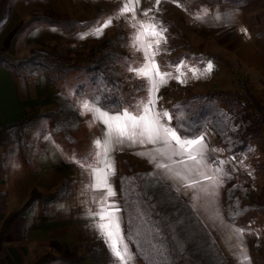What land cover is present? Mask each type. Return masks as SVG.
<instances>
[{
  "label": "crops",
  "instance_id": "obj_1",
  "mask_svg": "<svg viewBox=\"0 0 264 264\" xmlns=\"http://www.w3.org/2000/svg\"><path fill=\"white\" fill-rule=\"evenodd\" d=\"M135 2L139 5L142 0ZM147 7V10L154 9V14L161 21L160 16L166 13L170 18L173 16L178 19L186 29L183 40H178L175 35L163 33L165 40L161 41L158 50L154 43L158 37L146 38L142 43L144 54L149 44L152 45V51L157 52L154 59L161 71H170L173 76L183 73L182 78L185 81L180 83L171 78L160 86L156 93L157 112L166 110L173 114L171 105L186 94L235 90L238 89V81L246 82L258 99L264 101V0H250L244 5H232L219 0H160L158 6L154 1ZM204 9L207 10L206 14L203 13ZM42 12L76 19L83 24L65 30L58 25L42 21L32 22L26 30L10 39V35L24 20L34 13ZM82 12L81 0H12L6 16L0 21V49L8 55L18 57L28 54L34 48L47 47L49 44H88L89 37H94L91 39H96V43L112 35L98 37V34L93 32L94 28H90L88 20L82 19ZM132 12L119 13V20L115 21L117 26L132 20ZM201 14H204V19H196V16ZM217 16L220 19H212ZM145 17L144 15L143 20ZM225 18L228 22H225ZM161 26L166 29L167 34L173 33L171 24L167 27L165 22H162ZM80 34V38H76ZM119 34L122 39L117 44L124 40L123 34ZM17 46L22 49L28 46V52L24 50L17 53ZM125 57L127 60L126 55ZM181 60L184 63L178 73L175 64ZM209 62L213 66L211 72L200 75ZM141 63H144V57L140 66ZM125 69H128L127 65L123 67V78L118 71L122 81L123 98V105L118 110L127 108L135 114L138 103L148 95L142 90L147 92V87L142 86V77H137L135 73ZM64 84L61 80L58 83L50 81L43 73L16 76L9 69L0 67V225L10 212L24 204L32 191L48 195L62 184L67 185L64 195L49 202L36 200L14 219L11 229L2 239L0 264H30L35 260L39 247L44 248L51 240L77 244L80 248L95 246L99 248L100 260L104 254H112L105 238L95 226L99 217L90 215V212H96L103 203L106 190H90L92 177L79 163L89 155L93 141L104 138L106 126L99 120L90 126L92 114L81 115L76 106V99H71L80 118L73 132V140L68 139L62 132H54L53 119L46 116L37 117L31 126L24 129L25 151L12 139L10 131L2 129L4 125L22 118L31 107L51 109L55 105L53 96L59 89L63 88L65 91ZM124 89L128 98L131 97L130 100L125 98ZM86 91L75 93L81 97H91L92 93L85 94ZM66 94L70 97L69 92ZM118 110L112 111L110 115L116 114ZM161 122L165 123L166 120L162 118ZM168 124L175 127L174 117ZM205 130L209 149H218L214 153L209 152V168L205 171L209 175L219 176L218 186H213L211 181L202 177L199 178L200 184L196 188L182 187L167 179L162 171L154 166L150 157L143 154L160 145L113 144L109 157L114 171L108 177V183L115 195L109 197L108 202L119 208L117 215L120 217V227L125 237L124 243L127 245V261H133L137 255L126 237V223L120 197L119 175L125 169L123 156L134 169L153 168L164 182L188 201L230 264H256L254 253L256 254L255 243L258 234L254 228L247 229V225L244 227L240 223L250 211L238 221H232L226 213V192L236 181H242L250 193L256 191L258 194L261 191L264 170L259 168L257 162H264V129L260 136L252 141L248 152L241 157L225 150L211 126H207ZM212 157L225 163H212ZM174 167L183 170L181 165ZM218 167L223 169L222 173H216ZM237 229L243 230L239 234V240L235 232ZM245 252L248 260L242 261L241 254Z\"/></svg>",
  "mask_w": 264,
  "mask_h": 264
},
{
  "label": "trees",
  "instance_id": "obj_2",
  "mask_svg": "<svg viewBox=\"0 0 264 264\" xmlns=\"http://www.w3.org/2000/svg\"><path fill=\"white\" fill-rule=\"evenodd\" d=\"M12 0H0V21L6 16ZM214 1V0H208ZM232 5H244L250 0H219ZM45 22L58 25L65 30L80 26L76 19L56 16L51 12L34 13L24 20L10 35L14 39L26 30L32 22ZM110 35L88 47L85 43L66 44L59 48L41 46L28 54L13 57L0 49V67L9 69L16 76H32L43 73L54 82L62 81L69 75H85V81L77 83L76 93L86 88L100 97L101 105H109L113 111L123 105L122 81L118 76L116 60L120 52L113 49L122 39ZM122 57V56H121ZM64 84V83H63ZM235 90H211L203 93H190L171 105L176 127L175 113L182 111L192 127L211 126L225 150L242 156L248 152L250 144L264 129V101L249 89L246 82L238 81ZM55 105L46 111L31 107L24 116L12 121L2 129L10 131L12 139L25 151L24 129L40 116L53 119L52 130L62 132L73 140V132L79 123V115L74 103L62 89L53 96ZM1 133V132H0ZM182 135V133H181ZM125 169L119 175L120 197L126 223V237L132 244L142 264H230L186 199L164 182L149 167L134 169L128 159L122 158ZM264 170V162H257ZM264 185V184H262ZM67 192L62 184L54 192L44 195L32 191L28 199L18 209L10 212L0 225V249L4 235L11 229L14 219L22 214L36 200L49 202ZM248 211L264 212V188L257 197H251L249 188L242 181H236L226 192V213L232 221H238ZM58 249L57 257L46 252L38 253L30 264H46L58 258L64 264H97L99 248L88 245L80 253V246L51 240ZM256 245L260 241L256 240ZM90 258V262L86 260Z\"/></svg>",
  "mask_w": 264,
  "mask_h": 264
},
{
  "label": "snow or ice",
  "instance_id": "obj_3",
  "mask_svg": "<svg viewBox=\"0 0 264 264\" xmlns=\"http://www.w3.org/2000/svg\"><path fill=\"white\" fill-rule=\"evenodd\" d=\"M138 2V0H137ZM160 0H156L157 6ZM133 11L127 4L118 13H126ZM151 9L146 10L143 15L147 16ZM206 14L207 10L204 9ZM204 14L197 15L196 19L203 20ZM134 18V17H133ZM212 19H220L213 17ZM225 22L228 19L225 18ZM112 18L98 22L94 27L95 34L102 33L103 29L111 25ZM140 29L143 31L137 32L132 41V47L136 50H142L139 46L140 37L144 32L151 33L152 36L158 37L154 41L158 50L161 41H164V31L166 29L158 28L155 24L146 25L140 23ZM156 51H152V45L147 46L144 54V63L139 67L128 66V71L135 73L137 77H142L147 81V97L145 100L138 103L135 114L129 112L127 108L118 110L116 114L110 115L113 111L109 105H101L100 97L93 95L91 97L77 98L76 106L80 109L81 115L86 113L92 114L91 123L99 120L106 126L104 138H97L93 141V148L89 155L79 161L82 167L89 171L92 177V183L89 185L90 190L105 189L104 201L98 207L96 212H90V215L98 216L99 221L96 223V228L105 238V243L108 245L110 252L116 260V264H126L127 261V245L124 243V235L120 227V217L117 215L119 208L114 203H109L108 198L115 195L111 185L108 183V177L114 171L109 153L112 150L113 144L123 145L129 144H153L160 145L148 153L154 166L160 169L164 176L172 181L177 182L182 187L196 188L200 184V179L209 180L213 186H218L219 176L209 175L205 169L209 168V152H216L218 149H209L205 136V131L202 126L189 131L192 126L188 124L187 118L182 111L177 110L175 113L177 124L176 127H170L168 122L173 119V114L164 110L156 111L157 95L160 86L168 82V79L174 78L180 83H184L182 78L183 73H179V69L183 66V60L175 64L178 73L173 76L170 71H161L159 65L156 64L154 57ZM212 64L209 62L200 75L211 72ZM103 109V110H102ZM164 118L165 123L161 120ZM182 133V135H181ZM178 158V159H176ZM189 162H192L190 165ZM212 163L224 164L225 161H217L214 157L211 158ZM181 165L183 170H177L174 166ZM222 168H217L216 173H222ZM237 239H240L239 234L242 229L235 230ZM242 261H247L246 252L241 254Z\"/></svg>",
  "mask_w": 264,
  "mask_h": 264
},
{
  "label": "rangeland",
  "instance_id": "obj_4",
  "mask_svg": "<svg viewBox=\"0 0 264 264\" xmlns=\"http://www.w3.org/2000/svg\"><path fill=\"white\" fill-rule=\"evenodd\" d=\"M154 1L156 0H142V2L139 5H137L135 0H127V3H126V0H81L82 6H83V12H82L83 18L82 19L88 20V22L90 23V28H94L98 22L102 23L103 21L107 20L109 17L112 18L111 24H113V26L109 25L108 27L104 28L102 33L98 34V37L102 38L109 34H112L113 36H120L119 33L123 34V38H124L123 42L120 44H117L116 42V44H114L113 46V49L117 51L120 50V52H122L123 54L127 56V60H126L125 55L122 54L121 56L123 58L120 56L115 62L117 70L119 71V74H121L122 78H123V75H122L123 67H126V65L127 66L131 65L133 67H137V65L140 66V62L142 61L144 57V45L142 43L144 42L146 38L150 39L154 37L151 35L150 31L144 32L141 35L140 41H139V46L142 47V50L138 51L136 50V48H133L132 41H133L134 36L137 34L138 30L141 32L143 31L142 29H140V23H144L146 25L155 24L158 26V28L163 29V27L161 26V23L165 22V25L167 27H169L168 25L171 24V31L173 32L172 34H167V32L164 31L165 35H175V37L178 40L179 39L183 40L184 35H186V29L181 25L178 19L174 18L173 16L170 18L166 13L165 15L160 16L162 18V21H161V19L160 18L158 19L157 16L154 14L155 10L151 9V11L145 17V20H143V17H144L143 13L148 9L147 5ZM125 4H127L131 9H133L132 13H134V18H132V20L130 19V21L128 22L123 23L119 27V25L117 26L118 24L117 22L119 20L118 9L120 6H124ZM214 4H216V2ZM127 14L128 16L130 15V13H127ZM80 36L81 34L77 35L76 38H80ZM89 38L90 39L87 42L88 43L87 46L91 47L92 44H94V42L97 40L91 39L94 37H89ZM52 45L53 44H49L48 46H52ZM27 47L28 46L22 49L21 47L17 46L16 51L17 53H19L20 51L26 50ZM58 47L64 48L65 42H61V44L58 43ZM26 52H28V50H26ZM125 70L128 71V69H125ZM78 76H79L78 80L75 79V75L73 74L69 75L67 78L65 77L62 80V82L65 83L64 89L66 92L70 93V99L72 100H75V99L77 100V98H84L86 96L85 95L86 93L89 94L93 92L92 89L86 88L85 90L87 91L85 92L84 97L78 96L75 93L74 89L77 83L85 81V75L83 73H80ZM143 80L144 82L142 86L147 87V81L144 78ZM142 90L145 92V95H146L147 93L146 90L144 89ZM123 94L125 95V98L127 99L128 93H126L125 89L123 91ZM188 95L190 94L189 93L186 94V96ZM130 98H128V100H130ZM43 111H46V110H43ZM262 188H264V185H262ZM262 188H261V191H262ZM258 194L255 191V193L251 192L250 196L257 197ZM240 223H242L241 225H243L244 227H246L247 225L248 226L247 229L251 227L254 228L253 230L258 234L257 239L260 241V244L255 246L256 254L254 253V261H256V264H264V242H262L264 241V213H261L260 211H250L249 215L246 218L241 219ZM39 248L40 249L38 253L46 252L48 255H54V257L55 256L57 257L59 253L58 249L53 244H50V245L47 244L44 248L43 246ZM79 252L83 253V247L80 248ZM34 253L36 254L35 251ZM102 257H103V254H102ZM111 260H113L114 262ZM86 262L89 263L90 258H88ZM106 262H108V264H116L115 258L113 257L112 254H109V253L104 254L103 259L101 258L100 260L99 258V262L97 264H106ZM46 264H64V262H62L58 258H55V259L49 260ZM126 264H142V261L139 259L138 256H136L133 261L128 260Z\"/></svg>",
  "mask_w": 264,
  "mask_h": 264
}]
</instances>
